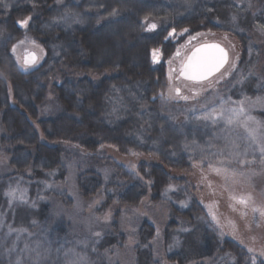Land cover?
<instances>
[{
	"label": "trees",
	"instance_id": "trees-1",
	"mask_svg": "<svg viewBox=\"0 0 264 264\" xmlns=\"http://www.w3.org/2000/svg\"><path fill=\"white\" fill-rule=\"evenodd\" d=\"M4 3L10 7L0 5V159L7 157L10 169L0 174V264H16L18 258L22 264H34L36 251L45 257L39 264H55L56 249L61 247L86 255L89 264H109L108 254L126 245L120 219L123 211L130 209L123 206L137 207L144 199L154 204L167 203L171 215L163 229L160 252L153 245L154 223L145 217L139 221L137 243L133 246L135 264H206V260L209 264H231L232 258L235 264H251L252 255L260 264L259 255L249 253L244 243L226 234L221 238L220 229L197 196V186L191 177L180 172L201 163L189 158L185 143L204 145L213 134L201 127H179L168 119V114L169 101L174 100L169 98L172 63L189 35L197 33L220 34L214 39L227 46L232 58L229 63L235 60L236 69L219 83H215L219 74L201 83L181 79L189 84L185 95L203 91L195 99L177 100L185 104L199 102L221 86L235 98L264 100V43L256 39H264L260 27L264 26V0ZM113 9L119 13L115 17L109 15ZM65 11L79 13L84 22L73 23L70 28L52 23ZM29 15L33 21L27 35L43 46L45 55L37 66L25 72L11 48L25 38V31L15 22ZM148 15L158 24L151 32L141 28V21ZM233 15L237 17L235 24L231 22ZM171 28H176L177 33L188 28L189 32L165 39ZM203 40L209 38L196 41L186 53ZM230 43L238 52L231 49ZM152 49L160 50L157 62L152 60ZM249 72L252 75L242 84L236 83L242 73L247 76ZM113 85L120 90L118 93L112 90ZM129 90L137 100L131 98ZM51 91L54 99L49 97ZM107 97L123 98L115 113ZM142 104L147 105L144 111ZM256 114L264 118V105ZM101 144L114 146L124 154L147 155L149 159L141 160L135 167L140 176L130 174V168L104 151ZM70 152L83 159L74 176L80 195L101 199L96 215L103 217L108 211L112 214L109 230L99 243H93L96 237L77 236L70 223L56 222L52 216L49 198L57 193L53 187L68 177L66 160ZM106 167L112 170L107 181ZM169 184L179 186L177 192H172L176 200L191 199L188 207L182 209L166 198L164 190ZM15 186L26 190L23 202L5 195ZM58 196L67 207L72 206L65 192ZM179 218L190 226L188 231L179 232ZM9 225L27 231L19 233L17 239V232L8 234ZM177 233L180 243L167 250ZM84 240L88 241L87 248L76 244ZM37 243L41 245L39 249ZM14 244L15 249L9 253ZM49 247L51 252L47 254ZM60 264H64L62 252Z\"/></svg>",
	"mask_w": 264,
	"mask_h": 264
},
{
	"label": "rangeland",
	"instance_id": "rangeland-1",
	"mask_svg": "<svg viewBox=\"0 0 264 264\" xmlns=\"http://www.w3.org/2000/svg\"><path fill=\"white\" fill-rule=\"evenodd\" d=\"M219 36L220 34L207 33L203 37H197L196 40L192 41V44H195L196 41L206 37H208L209 40L203 41L216 40L214 38H218ZM256 39L259 43H264L263 38L256 37ZM192 44H185L182 47L177 59L172 63L173 77L170 80L171 92L169 88V94L171 96L176 95L175 88L177 87L181 89V95H185L189 89V84L178 78V73L182 63L181 61L187 55L186 50L191 48ZM229 45L233 51L238 52L236 46L232 43ZM29 50L37 51V55H39L38 49L30 48ZM21 51L22 50L18 49V53ZM235 55V57H237V53ZM159 57L160 53L158 54V58ZM195 86L196 85H192V87ZM49 97L54 99L52 91L50 92ZM221 98L224 101H228V103L224 105L225 108L238 107L237 104L231 102L244 100V97L235 98L229 93V90L225 86H221L212 91L209 96L199 102L197 101L185 104L177 99L169 101L168 115L175 117V120L171 121L177 126L201 127L208 129L213 134V137L207 141V144L200 145L195 143L196 145H199V148L193 146V144H190L189 148H187L189 158L191 160H198L201 162H197L196 165H200L203 168V172L201 171V167H193L189 171L180 172L191 177L192 181L197 186V196L205 204L211 220L212 216L210 215V211L215 213L217 219H219L220 225H215L212 220L214 225L219 228L220 231L223 230L224 234L227 236L238 239L248 248H253L254 253L259 255L260 251L264 249V218H260L259 213H253L252 206L264 209V164L260 163V161L264 159V157L260 155V147L264 142H253L248 139L246 130L243 127L236 128L229 134L231 140L237 145V149L235 151L240 153L246 152L247 155H244L241 158L247 161H252V163L240 164L233 158L232 155L229 154L232 149L226 145L225 140L222 138V123L212 125L202 119H196V117H202L205 114L200 110L204 106H208L209 108L217 107L219 110V100ZM248 98L249 99L244 101L245 112L254 117L256 121H260L261 124H264V118L256 114V110L264 105V100L254 99L251 97ZM249 127L256 129L257 137L264 135V131H261V129L253 122H249ZM201 149H203V155L204 157H207V160L211 161L215 167L227 169V173L217 174L216 172L209 170L208 163L202 161ZM218 149L224 151L222 156L214 155ZM104 151L116 158L118 161L129 166L135 165L136 167L141 160L149 159V157L145 154L137 153V155H133V152L130 154L121 153L116 147H105ZM82 160V156H77L74 152H70L68 154L66 160L68 177L63 184L53 187L57 193H54L55 196H52L49 200L50 203H52V216L54 221H64L70 223L72 230L77 236L89 239L95 237L93 234L96 232H100L103 235L104 232L109 230V226L112 221V214L110 220L108 221L97 219L100 216L95 214V208L99 205L101 199L97 197L94 199H85L80 195L75 184L74 176H76L75 171L78 169ZM220 161H226V163L222 164ZM8 162L7 157L2 160L0 159V174L7 172ZM105 170L108 171V174L112 172L109 167L104 168V171ZM232 173H235V175ZM253 173L255 174L253 175ZM204 176H206V180L202 179ZM209 182L211 187H209ZM175 186L176 189L169 192L166 198H169L174 204L184 209L186 207H182L178 202L187 200L189 206L191 199L185 197L181 200H176L172 192H177L179 186ZM17 187L18 186H15V188ZM17 189V196L23 194L25 198L27 195L26 190L23 188L21 191L19 188ZM63 192L66 193L68 199H71V207H67L58 196V193L61 194ZM248 195L252 197V201L254 202L252 206L248 208L237 204L236 201L231 198L232 196L239 197ZM94 201H99V203H94ZM123 208L130 209L129 211H123L120 219L121 229L125 232L127 238L126 245L123 249L114 250L108 254V259L109 257L111 258L109 259V264H135V252L133 246L137 243L139 221L143 217L148 218L155 225L156 240L153 245L155 250L160 252L161 250L159 249L161 247V240L163 239V229L168 222L169 216L171 215V211L167 203L154 204L149 199H144L137 207L123 206ZM109 212L110 211L104 213L103 216ZM242 212L246 213V215H242ZM81 215H83L82 218H80ZM178 220L180 222L179 232H183L184 229H190V226L186 225L184 220L181 218ZM157 229H159V236H157ZM233 232H235V235H233ZM130 238L132 241L131 243ZM174 238H178L179 241H181L179 233H177L174 235L172 244L170 243L167 250L171 251L172 246H176L174 244ZM209 263L210 261L206 260V264Z\"/></svg>",
	"mask_w": 264,
	"mask_h": 264
},
{
	"label": "snow or ice",
	"instance_id": "snow-or-ice-1",
	"mask_svg": "<svg viewBox=\"0 0 264 264\" xmlns=\"http://www.w3.org/2000/svg\"><path fill=\"white\" fill-rule=\"evenodd\" d=\"M0 5H2L5 9L9 8L10 5L7 3H4V0H0ZM251 6V5H250ZM33 7L35 8V4H33ZM118 10L113 9L111 13H109L110 16H117ZM255 15V13H253ZM237 17L233 15L231 17V22L233 24L236 23ZM33 21V17L31 15L26 16L23 19L17 20L15 23L18 25L21 29L25 31V38L23 40L17 41L16 44L12 45L11 52L14 54V58L18 64V66L21 68L22 71L27 72L30 68L37 66L40 62V60L45 55L43 46L40 45L35 39H32L27 35V31L30 27V22ZM84 21L81 19L79 13L71 12V11H65L62 16H60L58 19L54 18L52 23L59 24L63 23L65 27H71L73 23H83ZM219 23V22H218ZM48 25H45L47 27ZM223 26V25H221ZM261 30L264 31V26H260ZM141 28L144 31H154L158 28V24L156 22H153V18H150V15L145 16L143 20L141 21ZM242 31V29H241ZM189 32L188 28H183L180 30V33H177L176 28H171V31L168 32V36H165V39H168V37H174L177 34L183 35L184 33ZM0 35H3V30L0 29ZM204 33H197L195 36L189 35L188 40L186 41V45H191L193 40H196L197 37H203ZM226 38V37H225ZM9 39L11 37L9 36ZM30 48L38 49L39 55H37V51L29 50ZM18 49L22 50L18 53ZM250 52H251V46H250ZM160 50L159 49H152V60L153 62H157L158 60V54ZM179 54V52L177 53ZM170 65L172 63L171 60L168 62ZM225 64H228V68H225ZM221 69H224V71H221ZM236 69V63L235 60H233L231 63H229V56L228 51L225 50V48L221 47L218 43H203L200 44L198 47H193L192 54L190 57H188L187 61L183 63L181 71L179 73L180 76L185 77L186 79L201 83L204 81H207L210 77H212L214 74L219 73V76L215 78V83H219L220 80L225 79L227 76L231 75L232 72ZM252 73L249 72L246 75L243 73L240 75L239 79L236 81L238 84H242L245 79H247L248 76H251ZM172 78L171 69L169 72V80ZM112 90L115 92H119L120 90L115 87V85L112 86ZM203 91L201 89L200 91H193L192 95H181V89L179 87L175 88V96H171L169 98L173 99H183L185 101H188L189 99H195L197 96L200 95V92ZM130 92V90H129ZM171 92V88H170ZM162 95V94H161ZM131 98L135 101L138 98L131 94ZM112 103H113V113L117 111V105H119L122 102V97H107ZM249 99L248 97H244V100L241 101H232L231 103H235L238 105V107L235 108H225L224 105L228 103V101H224L222 98L219 100V110L217 107H211L204 106L200 110L203 111L205 114L202 117H196L198 120H203L207 123H210L212 125H216L218 123H222L223 125V133L222 138L225 140L226 145L232 149V151L229 152L230 155L233 156L234 159L237 160L240 164H249L252 163V161H247L242 159L241 157L244 155H247V153H240L238 151H235L237 149V145L234 141L230 138V133L239 127H243L246 130L247 137L253 142H264V135L257 137L256 135V129L249 127V122H253L257 125L258 128L261 129V131H264V124H261L260 121H256L254 117L248 115L247 112H245L244 109V101ZM259 99V98H258ZM153 100H155V97H153ZM79 102V98H78ZM147 105L142 104L141 110H146ZM169 120H175L174 116L169 115ZM163 130V129H162ZM137 141L140 142L141 138L137 137ZM211 143V142H209ZM189 144L185 143L184 147L187 149L189 148ZM193 146L199 148V145H196L195 142H193ZM105 146L101 144V148H104ZM114 147V146H113ZM133 155H137V153H132ZM224 154L223 150H217L214 155L222 156ZM260 155L264 157V143L261 144L260 147ZM201 157L202 161L208 163L209 170L216 172L217 174H226L227 169L224 168H218L213 165V163L209 160H207V157H204L203 155V149H201ZM220 163H226V161H220ZM261 164H264V159L260 161ZM126 167L130 168V174L134 176H140L139 172L136 170L135 165H126ZM193 167H201L200 165L194 164ZM201 171L203 172V168L201 167ZM235 175V173H232ZM255 173H253L254 175ZM49 175H53V173H49ZM109 177L108 171L105 170V180L107 181ZM143 179V177H140ZM202 179L206 180V176L202 177ZM146 184H151V181H146ZM47 187H51V185H47ZM209 187H211V184L209 182ZM176 189V186L173 184L167 185V187L164 190V195L167 197V194L171 191H174ZM17 188H9V190L5 193L6 196L10 198V200H17L19 199L21 202L24 201L23 194L17 196ZM234 201H236L237 204H240L244 206L245 208H248L252 206L254 203L252 201V197L250 195L248 196H232L231 197ZM43 199V198H41ZM94 203H99V201H94ZM178 203L181 204L182 207H188V201H179ZM33 207H35V204H33ZM253 213H259L260 218H264V209L254 207L252 206ZM210 215L212 216V220L214 221L215 225H220L219 219H217V216L215 213H212L210 211ZM242 215H246V213L242 212ZM111 218V212L105 214L102 218L98 217L97 219H103L104 221H108ZM35 224L36 222L33 221ZM3 221L0 219V226H2ZM222 229V226H221ZM17 232V239H19V233L26 232L27 229L20 228V229H13L10 225L8 226V234L10 235L12 232ZM184 231H188L187 229H184ZM159 229H157V236H159ZM31 236L32 234L29 233ZM96 237V240L93 241V243H99V239L102 237V233L96 232L93 234ZM233 235H235V232H233ZM220 236L223 238L224 232L223 230L220 231ZM130 238V243H131ZM180 243L178 238H174V244L178 245ZM76 244L83 245L85 248L88 247V241H76ZM41 245L37 243V249H39ZM15 249V244L13 245L12 249H9L8 252L11 253ZM28 249V245L25 244V250ZM249 253H253L254 249L249 247L248 249ZM92 251L95 252L96 249L93 247ZM51 249L46 250L47 254H50ZM58 259L55 262V264H60V253H63V261L64 264H89L88 257L84 254L78 253L75 251L74 248L72 249H63L57 248L56 249ZM105 255H107V250L105 251ZM231 256V254H228ZM260 257V264H264V249H262L259 253ZM45 257L41 254L40 251H36V260L34 261V264H39V261L44 259ZM109 259H111L109 257ZM251 264H257V257L255 255H252L249 257ZM16 264H22L21 260L18 258L16 260ZM231 264H235V258L231 259Z\"/></svg>",
	"mask_w": 264,
	"mask_h": 264
},
{
	"label": "water",
	"instance_id": "water-1",
	"mask_svg": "<svg viewBox=\"0 0 264 264\" xmlns=\"http://www.w3.org/2000/svg\"><path fill=\"white\" fill-rule=\"evenodd\" d=\"M203 43H218V44H220L221 47L225 48V50L228 51V49L226 48V46L223 45L221 42H218V41H208V42H203ZM203 43H200V44H203ZM200 44L196 45L195 47H198ZM191 54H192V50L189 52V54L187 55V57H186V59H185V61H184L183 63H185V62L187 61L188 57H190ZM228 56H229V58H230L229 51H228ZM182 65H183V64H182ZM226 65H227V64H225V66H226ZM225 66H224V67H225ZM181 68H182V66H181ZM181 68H180V71H181ZM221 70H222V69H221ZM179 73H180V72H179ZM216 74H218V73H216ZM216 74H214L213 76H215ZM213 76H212V77H213ZM212 77H210V78H212ZM178 78H181V79H184V80H188V79H186L185 77L180 76L179 74H178ZM210 78H209V79H210ZM209 79H208V80H209ZM189 81H190V80H189Z\"/></svg>",
	"mask_w": 264,
	"mask_h": 264
}]
</instances>
